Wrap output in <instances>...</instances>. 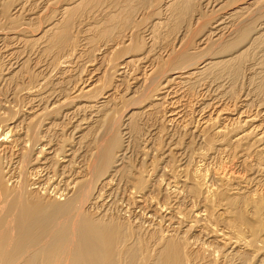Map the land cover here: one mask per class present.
<instances>
[{
    "label": "bare ground",
    "instance_id": "bare-ground-1",
    "mask_svg": "<svg viewBox=\"0 0 264 264\" xmlns=\"http://www.w3.org/2000/svg\"><path fill=\"white\" fill-rule=\"evenodd\" d=\"M263 88L264 0H0V264H264Z\"/></svg>",
    "mask_w": 264,
    "mask_h": 264
},
{
    "label": "rangeland",
    "instance_id": "rangeland-1",
    "mask_svg": "<svg viewBox=\"0 0 264 264\" xmlns=\"http://www.w3.org/2000/svg\"><path fill=\"white\" fill-rule=\"evenodd\" d=\"M203 12V13H202ZM201 13H202V15H203V17L205 18L204 19V21L206 22L207 20L206 19H209V14H208V10L207 11H205V10H201ZM153 20V19H152ZM120 23H118L119 25H117L115 28H117V32L115 31V29H114V35H115V37L114 38H116V37H118V36H116L117 34H118V32H119V30H121L120 29V27H123L122 26V24H124V23H122V20L121 21H119ZM148 23L150 22V21H147ZM147 23V24H148ZM119 26V27H118ZM144 26H146V25H143L142 27H141V29L143 30V27ZM170 27H172V26H170ZM199 28V27H198ZM198 28H196L195 26H193V28L191 29V30H193L192 32L194 33L195 31H197L198 30ZM140 29V28H139ZM140 29V30H141ZM176 29H178V28H176ZM142 30H141V32H142ZM171 31H173V29L171 28V30L170 31H163V35H165V36H163V38L161 37V39L158 41V45H156V51L158 52V51H160L161 49L163 50V48L165 49V42H163V41H167V40H169L170 38V40L168 41V42H173L172 40L175 38V34L177 33V30H175L174 32H172L171 33ZM116 32V33H115ZM140 32V34H142ZM167 32V33H166ZM168 33H170L173 37H171V35L170 34H168ZM100 35L101 34H99V33H96V37L95 36H92V35H90L89 37H88V39H89V42H87L84 46H82V48L80 47V45H78V51H76L75 52V55H74V57L73 58H75L76 56H78L79 54H81V58L79 59V61L80 62H78V64L79 65H81V64H84V63H87V61H90V59H91V57L93 56V54L94 53H96L97 55V57L98 58H102L103 57V55L105 56V55H107L108 53V55L106 56V58L105 59H103V60H101V61H97V62H95V65L96 64H99V63H103V67H102V69L104 68V67H107V63L109 64L110 62H109V60L110 61H113L112 59H116V58H118V57H120L122 54H123V56H133V57H141L140 55L144 52H146V50L144 49V47L143 46H146V47H148L149 45L148 44H146L147 42H145V40H142V39H144V38H141V35L139 36V37H137L136 39H138V41L136 40V42H138V43H135V45H137V44H140L139 46H136L137 48H139L140 49V51H138V53L136 52H132V53H130L129 55L128 54H125V53H127L128 51H129V49H127V48H125V47H123V46H120L119 48H118V52H114V53H116L114 56L116 57V58H114V56L113 55H110L111 53L110 52H112L113 50H110V49H113L112 47H108V49L106 48V49H101V51H98V47H100L102 44H104L105 43V39L103 38V40H102V37L104 36V35H101V38H99L100 37ZM167 35H169V36H167ZM190 35H193V34H190ZM92 36V37H91ZM99 36V37H98ZM167 36V37H166ZM74 37H75V34H74ZM142 37H144V35H142ZM169 37V38H168ZM113 38V39H114ZM147 38H149V37H147ZM168 38V39H167ZM77 40H79L80 38H76ZM99 40V42H98V40ZM112 39V40H113ZM118 39L119 38H117V40L116 41H118ZM121 39H123V38H121ZM164 39V40H163ZM93 40V41H92ZM97 40V41H96ZM124 40V39H123ZM123 40L121 41V40H119V42L121 43V42H123ZM198 40V38H195L193 41H197ZM109 40H107L106 42H108ZM115 41V43H117ZM140 41V42H139ZM98 42V43H97ZM104 42V43H103ZM145 42V43H144ZM85 43V42H84ZM89 43V44H88ZM96 43H97V45H99V46H97L96 45ZM62 44V43H61ZM60 43L56 46V50H55V52H54V55H52L53 56V59L52 60H55V62H57L56 64L58 65L60 62L59 61H61L62 59V57L66 54V53H64V52H66V51H63L62 50V48H63V45H61ZM89 45V46H86V45ZM143 44V45H142ZM168 44V43H167ZM59 45H61V47L59 48ZM86 46V47H85ZM97 46V47H96ZM141 46V47H140ZM80 47V48H79ZM143 47V48H142ZM145 47V48H146ZM93 48H94V50H93ZM142 48V49H141ZM61 49V50H60ZM115 49V48H114ZM61 51L60 53L61 54H59V51ZM103 50V51H102ZM81 51V52H80ZM93 51V52H92ZM109 51V52H108ZM120 51V52H119ZM106 52H108V53H106ZM122 52V53H121ZM58 53V55H57V57H56V54ZM118 53V54H117ZM143 53V54H144ZM154 53H156V52H154ZM84 55V56H83ZM110 55V56H109ZM137 55V56H136ZM55 57H56V59H55ZM61 57V58H60ZM72 58V59H73ZM60 59V60H59ZM105 60V61H104ZM73 61V60H72ZM77 64V65H78ZM94 65H90V70L92 69V68H94L93 67ZM137 74V73H136ZM242 75V74H241ZM110 76H111V73H110ZM113 77V76H112ZM115 77V76H114ZM242 77L243 76H240L238 79H235L234 81H233V85H235L236 84V86H232L234 89H233V91H235V94H236V92H237V94H239V91H240V89H242L240 86H242L243 87V83H242ZM78 78V77H77ZM89 78H91L90 76L87 78V79H89ZM109 79H111L110 77H109ZM79 80V78L77 79V80H75V81H73L72 83L73 84H71V86H70V89L72 90L73 89V87L75 86L74 84H75V82L76 81H78ZM238 80V81H237ZM130 84V83H129ZM241 84V85H240ZM134 85H133V82L131 81V84H130V88H132ZM6 89H7V87H6ZM5 89V90H6ZM239 89V90H238ZM122 90H124L125 91V88H121V90H118V92L119 93H121L122 92ZM263 91H264V88H263ZM73 92V91H72ZM71 92V93H72ZM111 93H113V92H111ZM128 93H130V91L128 92ZM128 93L123 97V98H125L127 95H128ZM195 95L196 93H191V95ZM123 98H121V102H123ZM119 101V100H118ZM116 102L117 103V105H120L119 103H121L120 101L119 102ZM140 108V107H139ZM123 110V109H122ZM160 118V115H158L157 114V116H156V119L157 120H160L159 119ZM187 129H190V124H189V126H187ZM184 137V136H183ZM181 138V142L183 143V145H188V144H190V145H188L187 146V148H190V150L188 151L187 150V152H186V154H185V157H184V159H185V161L184 162H182V163H185L186 161L188 162L186 165H185V167H188L189 165V168L187 169V170H185V172L186 173H184L185 174V176L186 175H188L189 177H190V180L192 179V181H190V182H192V184H193V182H194V184H195V181L196 182H198V183H196L195 185H197V187L196 188H199V190L200 191H198V189H194V190H192L189 194H188V196H190V197H192L191 196V194L192 193H194V192H197V194L199 193L200 195L202 194V192H203V190H202V188L203 187H201V185L199 184V182L202 180L201 178H198V175H197V178H191L193 175H192V172H193V170H191V169H196V166H197V164H196V162H198V161H200L202 158H204L201 154L203 153L202 151H206V147L205 148H201L199 151L197 150V149H199V146H197V143L196 142H191L190 140H189V137L188 136H185L184 138ZM187 139V140H186ZM185 145V146H186ZM134 147V146H133ZM205 149V150H204ZM202 150V151H201ZM199 152H202L200 155H198L199 154ZM191 153V154H190ZM196 155H195V154ZM192 155H193V157H192ZM188 156V157H187ZM196 156H198V157H196ZM194 157H196V158H194ZM199 158H200V160H199ZM198 159V160H197ZM257 160V158H253V160H252V158H251V161L253 162V164H255L256 163V160ZM203 160V159H202ZM228 160V161H227ZM135 162V161H134ZM133 162V163H134ZM192 162V163H191ZM235 162V163H234ZM182 163H179L178 165H181ZM233 164L234 165H236V160L235 161H233V163H232V161L230 162V159H227V158H221V159H219L218 161H215L214 163H211V165L208 167V172L206 173L207 175H209V177H211L212 176V174H213V172L214 171H216V170H219V169H224V168H226L227 166V168L229 169V167H231V166H233ZM177 165V166H178ZM196 165V166H195ZM191 166H192V168H191ZM195 166V167H194ZM198 166H201L200 164L198 165ZM234 167V169L236 168L237 169V167H235V166H233ZM243 167V166H242ZM217 168V169H216ZM226 168V169H227ZM239 170V169H238ZM211 171V172H210ZM240 171V170H239ZM243 171V173H246V175H248L247 177H251L250 175L252 174V172L250 173L249 171H248V168H247V170H246V168L244 167V170H242ZM247 171V172H246ZM189 172V173H188ZM191 173V174H190ZM248 173V174H247ZM254 173V172H253ZM191 175V176H190ZM261 178V177H260ZM196 179V180H195ZM198 179V180H197ZM195 180V181H194ZM263 180H264V178H263ZM199 185H200V187H199ZM260 185V184H259ZM191 186V185H190ZM260 189H264V181H263V184H261L260 185ZM202 190V191H201ZM194 191V192H193ZM157 194H159V193H157ZM198 194V195H199ZM230 194H233V192H230V193H228V195H230ZM197 195V196H198ZM199 195V196H200ZM189 197V198H190ZM200 199H198V197H197V200H200V201H203V199H202V196H200L199 197ZM194 199V198H193ZM200 201H198L199 203H200ZM202 203V202H201ZM203 205V204H202ZM201 205V206H202ZM209 206V204H204V206ZM229 207H230V210H231V208H232V210L235 212V213H237L238 215H240V216H238L237 214H234V215H237V216H234L232 213L230 214V215H224L223 214V220L225 219V220H234L235 222L234 223H236V224H234L235 226H237V225H241V230L244 232V230L245 231H247V229L249 228V225H250V227L251 226H257L258 225V227H260V224H259V218L258 217H256L255 216V219H252V218H254V216L251 214V216L249 215V214H247L248 213V211H249V209H243V210H241V209H239V211L238 210H235V208L233 209V207H231V205H229ZM251 207V206H250ZM246 210V211H245ZM215 211V212H214ZM213 211V213L214 214H216L217 213V211L218 210H214ZM246 212V214H245V212ZM242 212H244V213H242ZM220 214H222V211H220L219 212ZM245 214V215H244ZM244 215V216H243ZM249 215V216H248ZM237 217V218H236ZM252 217V218H251ZM230 218V219H229ZM238 218H240V219H238ZM244 220L243 222L241 221L242 219ZM258 219V220H257ZM249 221H250V223H249ZM246 223V225H245V223ZM241 223V224H240ZM253 223V224H252ZM247 224H248V226H247ZM245 226V227H244ZM240 227V226H239ZM243 227V228H242ZM258 227H256L255 229L257 230L258 229Z\"/></svg>",
    "mask_w": 264,
    "mask_h": 264
}]
</instances>
